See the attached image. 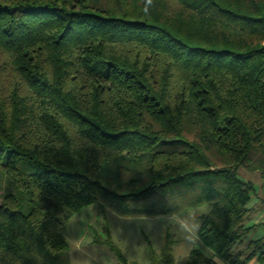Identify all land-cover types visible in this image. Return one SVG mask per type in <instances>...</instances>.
Listing matches in <instances>:
<instances>
[{
  "label": "trees",
  "instance_id": "obj_1",
  "mask_svg": "<svg viewBox=\"0 0 264 264\" xmlns=\"http://www.w3.org/2000/svg\"><path fill=\"white\" fill-rule=\"evenodd\" d=\"M240 166L264 175V0H0V264H70L62 228L94 203L209 205L183 264H244Z\"/></svg>",
  "mask_w": 264,
  "mask_h": 264
},
{
  "label": "rangeland",
  "instance_id": "obj_2",
  "mask_svg": "<svg viewBox=\"0 0 264 264\" xmlns=\"http://www.w3.org/2000/svg\"><path fill=\"white\" fill-rule=\"evenodd\" d=\"M237 174L253 187L245 224L251 226L264 222V175L244 166L238 168ZM208 209L209 205H202L170 216L122 217L100 203H94L76 212L62 228V235L69 245L70 264H122L117 252L112 251L105 240L113 243L127 263L150 264L149 247L159 253L166 235L174 239L175 264H183L190 248L198 245V241L196 232L186 234L177 228L179 217L195 215L200 224V214ZM262 235L264 224L256 225L244 241L233 247L232 255L237 254L244 261L254 248L249 246L250 241ZM215 260L219 264H227L216 258ZM244 264L258 263L256 258L251 257Z\"/></svg>",
  "mask_w": 264,
  "mask_h": 264
},
{
  "label": "clouds",
  "instance_id": "obj_3",
  "mask_svg": "<svg viewBox=\"0 0 264 264\" xmlns=\"http://www.w3.org/2000/svg\"><path fill=\"white\" fill-rule=\"evenodd\" d=\"M179 220L180 222L176 226L186 234L188 232L195 233L199 228V222L195 215L181 216Z\"/></svg>",
  "mask_w": 264,
  "mask_h": 264
},
{
  "label": "crops",
  "instance_id": "obj_4",
  "mask_svg": "<svg viewBox=\"0 0 264 264\" xmlns=\"http://www.w3.org/2000/svg\"><path fill=\"white\" fill-rule=\"evenodd\" d=\"M260 224H264V222L258 223L257 225H260ZM255 227H256V226H255ZM255 227H254V229H255ZM262 236H263V235H262ZM262 236H260L259 238H261ZM191 248H192V247H191ZM191 248H190V249H191ZM252 258H256L258 264H264V262L260 263V262L258 261V259H257L256 256H253ZM245 260H247V259L245 258ZM248 260H249V259H248Z\"/></svg>",
  "mask_w": 264,
  "mask_h": 264
}]
</instances>
